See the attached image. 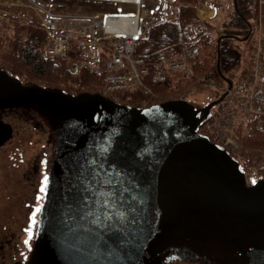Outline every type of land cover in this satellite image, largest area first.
<instances>
[{"label":"water","instance_id":"1","mask_svg":"<svg viewBox=\"0 0 264 264\" xmlns=\"http://www.w3.org/2000/svg\"><path fill=\"white\" fill-rule=\"evenodd\" d=\"M219 99L131 105L23 81L0 66V146L13 131L3 115L18 109L40 117L50 142L22 264H264V178L247 181L197 132Z\"/></svg>","mask_w":264,"mask_h":264},{"label":"trees","instance_id":"2","mask_svg":"<svg viewBox=\"0 0 264 264\" xmlns=\"http://www.w3.org/2000/svg\"><path fill=\"white\" fill-rule=\"evenodd\" d=\"M175 1L176 15L153 22L137 39L135 54L141 56L151 69L160 51L177 53L181 43L194 45L198 54L190 61V76L172 72L157 83L145 78L151 92L138 88L123 90L113 93L114 99L144 106L177 97L193 86L202 88L201 81H220L221 75H233L245 52L251 48L249 38L259 11L258 0H232L231 13L217 24L214 31V22L200 19L196 13L200 0ZM203 1L211 3V0ZM10 19L6 24L1 23L7 27H0L1 67L22 80L59 87L70 93L102 91L101 77L93 70L81 67L75 74L69 72L68 59L77 55L76 49L68 48L60 56L46 55L43 46L47 34L42 25L34 19ZM188 26L193 29L190 34L186 33ZM236 134L246 147L238 159L245 163L259 160V152L264 147V128H237Z\"/></svg>","mask_w":264,"mask_h":264},{"label":"built area","instance_id":"3","mask_svg":"<svg viewBox=\"0 0 264 264\" xmlns=\"http://www.w3.org/2000/svg\"><path fill=\"white\" fill-rule=\"evenodd\" d=\"M115 16L107 15L103 20H98L97 15H78L69 12L53 11L46 9L42 16V22L46 26L50 39L46 50L50 54L60 53L67 39L75 36L78 46L83 47L88 53L87 63L95 64L96 55L99 52L101 41L97 38V30L103 29L107 35L120 33L121 38L110 39L107 43L108 59H105V83L108 90L136 85L141 82V76L147 69L141 65V58L133 57L134 34L125 31H115L108 28V19ZM92 18V20H91ZM137 25V23H136ZM196 53L194 48H183V58ZM184 64L183 59L168 62L170 67H179ZM254 67L247 82L243 86L227 90L226 97L219 111L213 119L207 123L208 129L214 130L216 135L223 138L226 145L236 148L237 143L226 135V128L230 125L232 116L239 110L248 111L254 115L264 113V68L260 50L254 55ZM79 66L76 60L71 61L74 70ZM160 71H156L153 80L161 79ZM255 175H264V163L253 171Z\"/></svg>","mask_w":264,"mask_h":264},{"label":"rangeland","instance_id":"4","mask_svg":"<svg viewBox=\"0 0 264 264\" xmlns=\"http://www.w3.org/2000/svg\"><path fill=\"white\" fill-rule=\"evenodd\" d=\"M44 2H50L54 7L63 6L64 10L67 12L78 15L95 13L99 10L107 12H132L135 8H138L137 5H132L130 2H121L118 0H0V27H7L2 26L1 23L6 24L12 17L15 19L27 18V20H31L30 18H38L40 11V9H38V3ZM210 2L211 3H207L200 0L196 5V13L200 19L213 21L214 26L212 27V31H214L217 24L231 13L233 1L211 0ZM210 5L217 7L218 10L216 15L209 17L200 15V8ZM176 6L175 0H143L139 6L140 10H146L145 14L141 15L140 20L143 32L145 31L146 24H148V20L151 18L150 12H157L160 20L165 17L176 15ZM258 10L256 23L254 24L253 21L252 27L254 28L255 34L264 35V0H258ZM5 31L7 32L8 29H5ZM254 39L255 38L252 36L250 39L251 48L243 55L241 66H246L250 61V53L254 46ZM200 84L203 85L202 81ZM212 86H214V84H212ZM194 89L195 86L192 87V91L188 90L181 95H186V98L197 104L205 103L214 95V91L210 87ZM9 119L15 125V133L6 144L0 147V227L2 225H7L9 227L10 218H12L16 211L21 209L16 203L12 206L9 205L13 200V194L17 190L15 180L20 177L26 159L33 156L35 145H38L39 142H44L42 139L43 136L40 134V129L34 130L32 125L25 121L24 118L21 119L14 116L9 117ZM38 146H40V144ZM47 151H49V149ZM7 214L8 218L4 221Z\"/></svg>","mask_w":264,"mask_h":264},{"label":"flooded vegetation","instance_id":"5","mask_svg":"<svg viewBox=\"0 0 264 264\" xmlns=\"http://www.w3.org/2000/svg\"><path fill=\"white\" fill-rule=\"evenodd\" d=\"M27 117L33 118L28 115ZM44 129L40 131L43 136V143L35 145L33 156L28 157L24 163L20 177L15 180L17 190L13 194L14 203L21 207L10 218V225L0 227V264H22L31 247L34 230L37 223L39 211L43 202L46 185V161H47V138L44 136ZM44 191H41V189ZM8 213V211H7ZM33 217L35 218L33 221ZM8 218L5 216L4 221ZM171 264H189L183 260H172ZM199 264V263H196Z\"/></svg>","mask_w":264,"mask_h":264},{"label":"bare ground","instance_id":"6","mask_svg":"<svg viewBox=\"0 0 264 264\" xmlns=\"http://www.w3.org/2000/svg\"><path fill=\"white\" fill-rule=\"evenodd\" d=\"M135 17H111L108 19V28L115 31L133 33L136 30Z\"/></svg>","mask_w":264,"mask_h":264},{"label":"crops","instance_id":"7","mask_svg":"<svg viewBox=\"0 0 264 264\" xmlns=\"http://www.w3.org/2000/svg\"><path fill=\"white\" fill-rule=\"evenodd\" d=\"M217 8L215 6H208L200 8V15L203 17L215 16L217 12Z\"/></svg>","mask_w":264,"mask_h":264},{"label":"snow or ice","instance_id":"8","mask_svg":"<svg viewBox=\"0 0 264 264\" xmlns=\"http://www.w3.org/2000/svg\"><path fill=\"white\" fill-rule=\"evenodd\" d=\"M44 183H45V185L47 184V177H45ZM41 191H44V189L42 188ZM39 210H40V209L38 208L36 211H39ZM34 219H35V218L33 217V221H34Z\"/></svg>","mask_w":264,"mask_h":264}]
</instances>
